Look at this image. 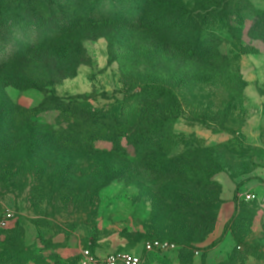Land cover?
I'll return each instance as SVG.
<instances>
[{
	"label": "rangeland",
	"instance_id": "obj_1",
	"mask_svg": "<svg viewBox=\"0 0 264 264\" xmlns=\"http://www.w3.org/2000/svg\"><path fill=\"white\" fill-rule=\"evenodd\" d=\"M184 1L182 21L153 12L141 22V6L120 4L129 21L90 28V62L74 77L46 89L6 87L10 100L26 108L48 91L64 99L82 95L86 107L114 117H128L134 107L138 142L118 123L116 142H66L54 162L41 168L40 158L30 159L9 188L0 185V264H80L85 249L134 252L146 264H264V32H252L264 20V0H226L239 13L226 19L217 14L225 0ZM17 51L13 42H0V64ZM18 62L37 83L56 79L45 78L46 66L33 58ZM157 87L171 90L176 104L166 106ZM150 95L160 100L150 104ZM165 114L172 122L159 130ZM66 119L57 109L36 117L60 128L68 127ZM194 150L207 152L187 160ZM160 157L173 161L163 165ZM205 167L220 168L202 186L206 194L166 199L174 185L186 190L190 178H203L189 169ZM245 183L258 191L256 200L241 197ZM227 202L237 209L231 221ZM181 206L186 217H216L202 239L172 224ZM155 239L176 247L144 251L143 242Z\"/></svg>",
	"mask_w": 264,
	"mask_h": 264
},
{
	"label": "trees",
	"instance_id": "obj_2",
	"mask_svg": "<svg viewBox=\"0 0 264 264\" xmlns=\"http://www.w3.org/2000/svg\"><path fill=\"white\" fill-rule=\"evenodd\" d=\"M229 3L230 1L225 0V7L221 13H217L221 19H226L232 14L236 15L235 17L239 15L236 9L231 10ZM120 4L123 6L131 4L135 10L142 7L141 22L147 21L153 12L158 15L163 13V16L169 14L173 19L180 21L188 14L187 3L184 0H0V42H13L18 47L16 53L0 64V185L7 184L6 188H9L12 177L18 175L30 159L40 158L41 168L46 162H54L55 153L62 151V144L66 142L78 141L85 137H89L91 141L104 138L116 142L118 136L116 128L118 129L119 125L122 130L131 132L132 142H138V117L134 107L131 110V113H134L133 116L131 113L128 117L121 116L123 119L120 123L118 122L120 116L114 117L101 110L86 107V98L82 95L64 99L48 91L49 94L45 95L37 106L26 108L12 102L5 90L9 85H15L22 90L46 89L50 84L54 85L66 78L74 77L81 65H87L90 62L84 47V41L90 38V28L107 23L119 24L129 21L126 16L127 11L120 7ZM258 15L264 18V11H259ZM33 30L43 34L44 37L34 39L30 35ZM259 31L264 32V20H259L252 30V32ZM52 54L58 55L59 60H71V64L66 67L57 62V58L53 61ZM28 58H33L46 66L45 78L56 79L37 83L24 67H19L18 61ZM58 69L60 70L56 74L55 71ZM157 89L166 106L170 103L176 104L171 90L166 87H157ZM159 100L160 98L153 95L149 97L150 104H156ZM51 109H57L66 114L67 128L36 121L37 115ZM171 122L172 118L165 114L158 127L159 130L168 128ZM45 151L50 153L45 154L49 156L48 158L44 156ZM201 152L207 151H190L186 155L187 160L195 161L199 158L198 156H201ZM159 160L166 165L171 163L173 158L160 157ZM189 171H196V175L203 178L201 180L197 177L190 178L189 187L186 190L184 186L180 188L174 185L168 190L174 193L173 195L166 192L167 200L177 203V199L181 197L180 192H187L189 195L200 192L206 194L207 189L202 186L205 183L210 184V176L219 172L220 168L213 173L209 167L201 170L194 168ZM200 207L205 210V206ZM182 211L181 206L180 215L174 218L172 224L177 228L192 229V239H202L215 224V216L211 220L197 216L186 217ZM236 211L237 209L230 221L234 218ZM221 240L222 238L214 242L212 246H216Z\"/></svg>",
	"mask_w": 264,
	"mask_h": 264
},
{
	"label": "built area",
	"instance_id": "obj_3",
	"mask_svg": "<svg viewBox=\"0 0 264 264\" xmlns=\"http://www.w3.org/2000/svg\"><path fill=\"white\" fill-rule=\"evenodd\" d=\"M259 185L264 188V170L259 177ZM258 191L256 189L242 188L241 197L246 201H254L257 198ZM7 222L3 221L2 226H6ZM176 245L169 241L159 239L145 241L143 250L146 252H165L172 250ZM80 264H146L142 254L127 251H113L107 254H99L90 249L82 251Z\"/></svg>",
	"mask_w": 264,
	"mask_h": 264
},
{
	"label": "crops",
	"instance_id": "obj_4",
	"mask_svg": "<svg viewBox=\"0 0 264 264\" xmlns=\"http://www.w3.org/2000/svg\"><path fill=\"white\" fill-rule=\"evenodd\" d=\"M243 188H246V189H254V188L250 187L246 183L243 185ZM223 211L224 212H227L226 213V217L229 219V217H231L234 214V212H235V205H234V203L233 202H227L226 203V206L223 207Z\"/></svg>",
	"mask_w": 264,
	"mask_h": 264
}]
</instances>
